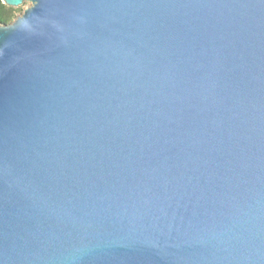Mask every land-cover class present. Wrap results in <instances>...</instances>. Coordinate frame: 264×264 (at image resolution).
I'll use <instances>...</instances> for the list:
<instances>
[{"label": "water", "instance_id": "1", "mask_svg": "<svg viewBox=\"0 0 264 264\" xmlns=\"http://www.w3.org/2000/svg\"><path fill=\"white\" fill-rule=\"evenodd\" d=\"M0 264H264V0H1Z\"/></svg>", "mask_w": 264, "mask_h": 264}, {"label": "trees", "instance_id": "2", "mask_svg": "<svg viewBox=\"0 0 264 264\" xmlns=\"http://www.w3.org/2000/svg\"><path fill=\"white\" fill-rule=\"evenodd\" d=\"M20 11V8L8 7L0 0V24H9L17 17Z\"/></svg>", "mask_w": 264, "mask_h": 264}, {"label": "rangeland", "instance_id": "3", "mask_svg": "<svg viewBox=\"0 0 264 264\" xmlns=\"http://www.w3.org/2000/svg\"><path fill=\"white\" fill-rule=\"evenodd\" d=\"M28 6H30V3H29V2L26 3V4H24V5H22V6H20V7H16V8H20V9H21V11L19 12L18 15H20V14L23 12V10H24L25 8H27ZM18 15H17V16H18Z\"/></svg>", "mask_w": 264, "mask_h": 264}]
</instances>
